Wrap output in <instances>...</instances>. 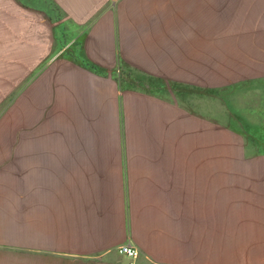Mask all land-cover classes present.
I'll use <instances>...</instances> for the list:
<instances>
[{"label":"crops","instance_id":"obj_1","mask_svg":"<svg viewBox=\"0 0 264 264\" xmlns=\"http://www.w3.org/2000/svg\"><path fill=\"white\" fill-rule=\"evenodd\" d=\"M233 37L231 81H264V0H0V264H249Z\"/></svg>","mask_w":264,"mask_h":264},{"label":"rangeland","instance_id":"obj_2","mask_svg":"<svg viewBox=\"0 0 264 264\" xmlns=\"http://www.w3.org/2000/svg\"><path fill=\"white\" fill-rule=\"evenodd\" d=\"M223 43L222 167L224 173L239 176V214L254 216L244 241L248 262L264 264V81L233 83L230 73L236 70V62L247 58V50L255 53L244 37L224 38ZM9 139L10 134L0 132V140ZM13 139L22 140V132H16Z\"/></svg>","mask_w":264,"mask_h":264},{"label":"built area","instance_id":"obj_3","mask_svg":"<svg viewBox=\"0 0 264 264\" xmlns=\"http://www.w3.org/2000/svg\"><path fill=\"white\" fill-rule=\"evenodd\" d=\"M116 252L123 257L129 259V264H134L135 259L138 256V250L131 245H121L116 248Z\"/></svg>","mask_w":264,"mask_h":264}]
</instances>
